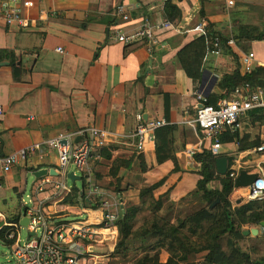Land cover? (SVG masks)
I'll return each mask as SVG.
<instances>
[{
    "label": "crops",
    "instance_id": "crops-1",
    "mask_svg": "<svg viewBox=\"0 0 264 264\" xmlns=\"http://www.w3.org/2000/svg\"><path fill=\"white\" fill-rule=\"evenodd\" d=\"M24 1L32 3V8L21 11L26 28L5 25L0 18V157L26 152L7 173H0V214L5 220H19L27 207L49 198L44 192L34 193L43 177L32 176L35 181L24 197L26 203L22 198L27 175L57 170L56 154L44 142L58 133L84 128L105 130L111 140L87 162L80 176L84 183L80 198L88 186L104 199L123 205L131 191L138 197L140 189L162 179L152 196L167 192L175 201L174 196L187 187L194 188L198 165L191 156L208 148L201 131L187 123L195 115L194 93L199 92L200 78L191 81L184 75L176 52L205 33L193 32L195 24L203 22L205 31L221 39L218 54H206L202 61L203 88L210 77L215 78L206 96L212 106L235 99L233 91L243 86L238 84L225 93L218 87L222 76L235 74L247 79L251 87L264 86V0H231V6L226 0H170L180 18L167 22L171 29L155 30L157 44L150 52L142 40L124 45L114 35L128 34L144 22L159 27L166 22L165 0ZM227 39L233 41L232 46L225 44ZM248 53L254 64L250 74H243L241 58ZM136 114L144 121L167 123L153 134L142 153H136L131 140L124 138L134 129ZM218 139L219 154L214 159H226V173L236 177L239 171H263L264 156L255 148L264 144V109L247 112L238 119L236 132L223 130ZM111 167L117 168L113 176ZM228 200L231 209L246 204V188H233ZM53 203L50 199L43 202V211H59ZM79 210H75L77 215L85 211L91 220L99 216L96 209ZM243 237L245 241L264 235L259 228L256 236ZM205 255L197 254L195 262H202ZM159 257L163 261L166 254Z\"/></svg>",
    "mask_w": 264,
    "mask_h": 264
},
{
    "label": "built area",
    "instance_id": "built-area-1",
    "mask_svg": "<svg viewBox=\"0 0 264 264\" xmlns=\"http://www.w3.org/2000/svg\"><path fill=\"white\" fill-rule=\"evenodd\" d=\"M226 5L231 6L232 1L226 0ZM32 8L30 1L24 0H0V18L5 25L16 24L20 28H26L28 22L22 18V9ZM121 13L120 8L115 9ZM122 19L126 16L121 15ZM172 26L163 22L159 27L152 28L147 23H142L139 28L126 34L116 32L114 37L117 42L128 45L137 41H144L146 51L150 52L156 46L155 30L168 29ZM192 31L203 34L205 24L199 22L192 27ZM225 44L233 45L231 39ZM212 50L207 54L216 55L219 52V40H213ZM59 52V50H58ZM254 64L252 53L241 58L243 74H250ZM235 99L222 101L216 106L208 104V99L202 92L194 93L195 115L189 124L196 126L202 133V141L208 144V151L216 157L219 154L220 143L218 137L223 130L234 133L238 129V119L247 112L262 108L264 109V86H250L243 84L242 88L234 91ZM167 126L163 120L144 121L140 114L135 115V126L125 139L131 140V146L136 153H142L146 143L152 139L154 132ZM110 134L102 129L84 128L74 133H58L53 138L44 142V145L55 152L57 158L56 176L65 178L70 165L75 172L82 176L87 167V162L96 156L97 152L107 146ZM75 140H77L75 142ZM31 151V148L29 149ZM257 153L264 156V144L255 148ZM25 151L16 154L0 157V173H7L16 164L18 159H23ZM192 153V152H191ZM75 176L74 172H69ZM228 177L235 178L233 172ZM53 188L49 198L38 201L35 205L25 209L23 217L28 218L27 236L24 241L19 242L18 222L7 223L0 214V232L3 231L2 240L7 242L10 248V255L13 264H106L107 257L112 253L117 240L116 222L122 215V205L115 201L104 199L95 189L86 186L82 191L81 199L89 202L88 197L95 200L93 205L98 212L97 219H74L63 223L56 222L49 218L50 214L45 213L42 203L46 200H55L60 194H69L63 182L51 180L48 177L39 179L34 186V193ZM248 201H262L264 199V172L258 169L254 181L246 187ZM97 202V204H96ZM30 203V202H29ZM85 214V211H82ZM50 223V224H48ZM22 228V227H21ZM32 233V235H29Z\"/></svg>",
    "mask_w": 264,
    "mask_h": 264
},
{
    "label": "trees",
    "instance_id": "trees-1",
    "mask_svg": "<svg viewBox=\"0 0 264 264\" xmlns=\"http://www.w3.org/2000/svg\"><path fill=\"white\" fill-rule=\"evenodd\" d=\"M162 13L166 22H175L180 18L178 8L170 0L163 3ZM216 37L217 35L206 28L203 35L195 37L176 52L184 75L191 81L199 80L203 58L213 49L212 44ZM218 40L221 42V39ZM247 81L235 74L222 76L218 87L228 93L238 84ZM191 158L198 165L196 171L198 180L191 195L197 197L203 204L202 208L181 219H174L172 224L157 215L161 209L159 196L154 202L147 203L152 216L145 219L140 227L133 229L137 214L141 212L142 206L146 205L145 198L152 197V193L162 185L163 179L140 189L138 192L140 206L130 205L122 208V215L115 224L118 237L111 257L125 258L128 243L138 241L137 250L140 254L133 260V264H264V257L252 259L239 245L245 239L241 235L242 228L257 226L264 218V199L249 201L231 209L228 199L233 190V183L228 173L221 177L214 172V157L208 149L194 153ZM262 168L264 171V165ZM116 171L117 168L111 167L109 174L113 176ZM80 179L83 181V178ZM214 182L217 186L210 187ZM95 208L91 206L92 210ZM6 222L15 223L18 222V218H7ZM2 234L3 231L0 232V242L6 245L7 242L2 240ZM201 252H206L204 259L202 262H195V256ZM161 253L166 254L163 261L159 257Z\"/></svg>",
    "mask_w": 264,
    "mask_h": 264
},
{
    "label": "rangeland",
    "instance_id": "rangeland-1",
    "mask_svg": "<svg viewBox=\"0 0 264 264\" xmlns=\"http://www.w3.org/2000/svg\"><path fill=\"white\" fill-rule=\"evenodd\" d=\"M67 171L74 172L75 176L80 178V174L75 172V170L70 165L67 167ZM54 180L57 182H63L64 186L70 190V193L69 194L62 193L58 197H55L57 201L56 209L59 211L60 209L63 210H61V212L57 211L55 213H51L49 218L51 220L61 223L65 221H72L74 219H86L87 214L77 215L76 211H80L79 210L80 208L89 209L90 205H93L95 203V200L91 197H88L89 202L85 203L78 196L79 195L78 192L83 188L84 185L82 180L79 179L78 181H74L72 183L66 178L62 180L61 178L58 177L55 178ZM25 181H26L25 182L26 189L22 195V198H23V202L26 203V199L24 197L25 195L28 194V189L35 180L30 175H27ZM212 186L214 187V185ZM188 188L189 187H187L186 192L182 193L181 195L174 196L176 198L175 201H171L169 199L168 197L169 193L167 192L159 195L161 198V209L159 210L157 215L167 219L170 223L174 224V219L176 218L181 219L201 209L203 204L197 199V197L191 195L194 188L191 190ZM43 192L49 195L50 197L51 193L53 192V188L49 187V189ZM159 196L157 195V193H154L152 197L147 196L145 198L146 205L142 206L141 212L137 214V217L133 224V229H137L138 227H140L145 219H149L152 216L150 206L147 205V203L154 202V200L157 199ZM130 205L140 206L139 199L137 197L136 192L134 191H131L130 194L127 195L126 200L122 205V208H126L127 206ZM65 206H67L68 208H66ZM64 207L66 209H64ZM26 236H27V231L24 228L20 227L18 229L19 242L21 243L22 241H24L26 239ZM138 246H139L138 241L129 242L127 246L128 250L125 258H121L119 256L111 257L112 254L110 253L111 255L107 257V262L113 264H133V260L140 254V251L137 250ZM240 246L243 250L247 251L250 254V257L252 259L264 257V237H259L255 240L249 239L242 241ZM10 251L11 250L7 245H4L3 243L0 242V264H13V261L11 260Z\"/></svg>",
    "mask_w": 264,
    "mask_h": 264
},
{
    "label": "water",
    "instance_id": "water-1",
    "mask_svg": "<svg viewBox=\"0 0 264 264\" xmlns=\"http://www.w3.org/2000/svg\"><path fill=\"white\" fill-rule=\"evenodd\" d=\"M214 81H215V78L210 77L207 81L208 86L207 87L205 86V88H203L204 82H206V78L204 77L203 74H201L198 91L202 92L203 96H207L209 89L213 85ZM226 167H227L226 159L224 157H217L214 159V169H215V173L218 176H221V177L225 176ZM46 174L51 175V176L56 175L51 170L41 169V170L31 173L30 176H32L34 179H38V178L44 177ZM65 178L69 180L71 183L74 181H78L80 179L79 177H76L72 175L71 173H67ZM255 178H256V174L254 173L247 174L244 171H239L237 176L233 179V182H232L233 188L235 189L246 188L254 181ZM27 222H28V218L22 217L18 220V225L22 228H26ZM259 228H261L262 234L264 235V218L258 223L256 228H251L249 230L242 231L241 235L242 236H247V235L256 236ZM29 235H32V233H29Z\"/></svg>",
    "mask_w": 264,
    "mask_h": 264
}]
</instances>
